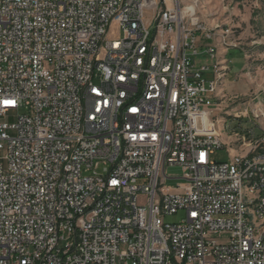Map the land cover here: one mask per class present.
<instances>
[{
  "label": "built area",
  "instance_id": "2783aa9c",
  "mask_svg": "<svg viewBox=\"0 0 264 264\" xmlns=\"http://www.w3.org/2000/svg\"><path fill=\"white\" fill-rule=\"evenodd\" d=\"M170 1L0 0V264H264V131L211 159L228 62Z\"/></svg>",
  "mask_w": 264,
  "mask_h": 264
},
{
  "label": "rangeland",
  "instance_id": "374dc122",
  "mask_svg": "<svg viewBox=\"0 0 264 264\" xmlns=\"http://www.w3.org/2000/svg\"><path fill=\"white\" fill-rule=\"evenodd\" d=\"M191 3V0H180L181 7ZM195 15L211 37L206 43L215 47L219 59L228 62L229 71L212 109L225 146L215 151L211 159L225 163L241 153L240 143L235 140L247 130L252 129L257 136L264 131V0H196ZM145 16L148 20L149 13ZM120 35L117 27L112 25L109 38ZM197 61L204 65L213 63L200 56ZM101 170L102 167L96 172ZM165 173L176 178L164 183L171 193H175L177 184L184 183L179 179L182 172L178 167H167ZM182 217L181 212L167 215L164 222L175 224Z\"/></svg>",
  "mask_w": 264,
  "mask_h": 264
},
{
  "label": "bare ground",
  "instance_id": "6f19581e",
  "mask_svg": "<svg viewBox=\"0 0 264 264\" xmlns=\"http://www.w3.org/2000/svg\"><path fill=\"white\" fill-rule=\"evenodd\" d=\"M166 3H167V6L168 8H171V1L170 0H165ZM192 3L191 4H188V5H185V11H190V12H195L196 10V0H191Z\"/></svg>",
  "mask_w": 264,
  "mask_h": 264
},
{
  "label": "snow or ice",
  "instance_id": "6c2138e0",
  "mask_svg": "<svg viewBox=\"0 0 264 264\" xmlns=\"http://www.w3.org/2000/svg\"><path fill=\"white\" fill-rule=\"evenodd\" d=\"M133 111H135V109H133Z\"/></svg>",
  "mask_w": 264,
  "mask_h": 264
}]
</instances>
